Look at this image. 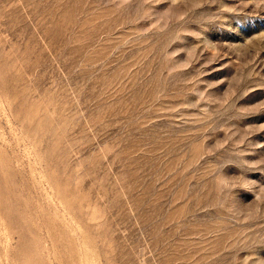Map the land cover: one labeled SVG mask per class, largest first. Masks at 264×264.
<instances>
[{"label":"rangeland","instance_id":"obj_1","mask_svg":"<svg viewBox=\"0 0 264 264\" xmlns=\"http://www.w3.org/2000/svg\"><path fill=\"white\" fill-rule=\"evenodd\" d=\"M0 264H264V0H0Z\"/></svg>","mask_w":264,"mask_h":264}]
</instances>
